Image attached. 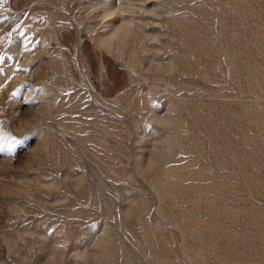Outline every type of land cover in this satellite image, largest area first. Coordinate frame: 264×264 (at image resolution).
<instances>
[{
	"label": "rangeland",
	"instance_id": "rangeland-1",
	"mask_svg": "<svg viewBox=\"0 0 264 264\" xmlns=\"http://www.w3.org/2000/svg\"><path fill=\"white\" fill-rule=\"evenodd\" d=\"M0 264H264V0H0Z\"/></svg>",
	"mask_w": 264,
	"mask_h": 264
},
{
	"label": "bare ground",
	"instance_id": "bare-ground-1",
	"mask_svg": "<svg viewBox=\"0 0 264 264\" xmlns=\"http://www.w3.org/2000/svg\"><path fill=\"white\" fill-rule=\"evenodd\" d=\"M117 32H118L117 29H115L113 35H111L110 38H112L113 36H116L117 35Z\"/></svg>",
	"mask_w": 264,
	"mask_h": 264
}]
</instances>
